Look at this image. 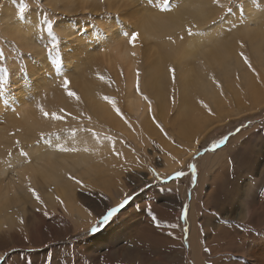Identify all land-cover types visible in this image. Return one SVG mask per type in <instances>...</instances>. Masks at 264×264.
I'll use <instances>...</instances> for the list:
<instances>
[{
    "label": "rangeland",
    "instance_id": "1",
    "mask_svg": "<svg viewBox=\"0 0 264 264\" xmlns=\"http://www.w3.org/2000/svg\"><path fill=\"white\" fill-rule=\"evenodd\" d=\"M220 4L222 6H217L215 0H0V97H9L13 71L18 70L20 74L18 93L30 87L19 101L9 97L11 101L0 113V137L7 133L5 130L13 119L22 115L23 107L47 122L50 111L54 110L52 106L56 107L52 101L57 94L66 93L73 101L72 110L55 108L63 114L64 123L32 138L31 147L23 148L18 141L3 143L0 140V164H7L12 159L20 165L36 164L38 153L67 151L79 140L108 145L105 153L90 161L93 172L79 168L64 176L76 188L73 191V194L76 192L75 202L92 219L89 224L83 222L82 215L69 210L64 195L55 196L53 202L47 200L49 193L55 195L53 187L33 188V197L27 187H19L17 192L27 203L13 200L7 211L0 212V218L10 216L14 220L5 223L0 232V255L6 252L0 264H249L248 256L255 250L256 241H264V98L254 102L246 82L249 69L263 68L260 74L264 73V51L262 57H258L254 43L260 41L248 36L264 33V0H220ZM165 8L169 10L165 11ZM198 10L207 11L205 21L199 19L192 24L182 19L178 22L175 34L180 38V46L184 48L193 38L207 39L204 42L213 49L220 44L216 37L221 35L223 46L229 45L233 53L226 58L227 52L223 51V63L210 66L212 70L206 77L214 80V90L223 100L216 102L215 98L208 102L211 122L200 133L194 131L192 141H188L186 138H191V132L186 133L179 121L188 108L181 104L184 95L181 76L185 67L194 68L200 64L197 55L202 49L198 47L196 55L190 50L185 54L179 51L170 67L175 69V78L169 76L171 84L160 95L150 86L149 77L166 55L164 39L142 37L141 29L145 20L172 22L185 12ZM47 20L53 22L52 35L47 33ZM108 21L110 24L115 22L118 27H109ZM18 28L29 40L26 46L18 42ZM98 28L110 35L113 31V40L123 33L131 41V35L139 33V87L129 91L123 71L115 74L107 65L106 59L114 55L117 47L99 43ZM188 28L196 34L189 36ZM88 29L96 31L93 36L86 37ZM57 39L59 46L53 47ZM89 39L94 43L88 42ZM241 53L248 58L251 68ZM11 60L17 63L10 66ZM29 77L34 82L29 83ZM98 78L100 83H97ZM67 80L71 81L70 90L78 96H69L64 87ZM89 91L93 95L88 97ZM257 92L264 93V75ZM138 93L143 103L151 108L145 117L129 116L126 112L129 94ZM97 98L106 101L107 106L102 105L104 108L111 109L116 105L123 110V124L133 134L132 138L120 136L118 124L106 120L108 117H101L97 103L93 107L98 112L94 114L90 102ZM239 127L242 131L237 134L235 129ZM225 135L231 136L226 146L215 153L207 151L212 143ZM56 137L61 139L55 144H44L46 138L53 140ZM22 139L18 137L17 140ZM193 145L196 146L194 149ZM12 146L15 147L12 149ZM26 148L37 153L23 159L30 154H25ZM220 152L224 164L205 174L199 188L201 161L208 154ZM168 156L182 166V160L189 159L177 170L185 172L179 181L171 179L175 173L169 174L165 170L163 161ZM191 163L198 169L195 185L190 174ZM247 166L249 173L254 172L252 175H246ZM151 169L160 174L159 179L153 176ZM231 175L246 176L242 192L252 218L247 216L243 220L245 203L242 200L236 213L216 209L221 204L216 199L217 193L234 186ZM11 178L12 172H8L5 181L8 183ZM175 181H178L177 187L170 185ZM111 188H118L120 198L125 193L132 196L120 211L131 212L132 226L125 218L120 221L119 212L99 232L86 234L107 203L108 207L119 203L112 202L114 192H108ZM198 189L200 193H197ZM36 193L42 197L44 206L38 203ZM210 194L215 196L213 201L207 199ZM59 199L64 203H59ZM130 205H134L132 211ZM192 206L198 211L195 221L189 220ZM43 207L49 216L37 211ZM185 208L186 222L182 215ZM87 210L93 215L89 216ZM153 215L160 227L151 220ZM172 224L176 227H170ZM222 224L229 226L226 228L230 236L244 237L245 242L247 239L252 242L247 246L245 242L235 240L230 250H224L221 241L224 235L216 232ZM205 247L208 252L204 251Z\"/></svg>",
    "mask_w": 264,
    "mask_h": 264
},
{
    "label": "bare ground",
    "instance_id": "2",
    "mask_svg": "<svg viewBox=\"0 0 264 264\" xmlns=\"http://www.w3.org/2000/svg\"><path fill=\"white\" fill-rule=\"evenodd\" d=\"M189 12H185L181 14L176 19V21H172V22L145 20L142 24L141 30H142V37L147 36L149 38H152L154 36L157 38L164 39V47L166 48L165 49L166 55L164 57V60L161 62L160 67L156 68L149 77L150 86L153 88L155 92H157L160 95L162 94L161 92L164 91L166 88H168L171 84V80L169 79V76L172 75V73L170 72V67L172 64L171 62H173L174 57L178 55L179 51H181L182 54H185L188 50H190L191 54L196 55L198 53V47L202 49L201 53L197 55L198 58L200 59V64L195 66L194 68L185 67L181 76V82L184 93L183 101L181 104L183 106L185 105L188 106V108L183 112L182 118L181 119L179 118V121L181 122V126L186 133L191 132V138L190 139L186 137L185 138L188 141H192L193 139L192 133L197 130H199L200 133V131L206 128L207 125L211 122L209 115L211 110L209 108L208 102L214 100L215 98H216V102H221L223 100V97L222 96L220 97V93L214 90V87L212 85V83H214V80L206 77V75H208L212 70L210 69V66L221 65L223 63V57H224L223 51L227 52L225 54L226 58H229L232 55L233 51L230 49L229 45L225 47L223 46L221 35H218L219 37H216L217 41H220L219 42L220 44L216 45L213 49H209L208 42H204V40L207 39H195V38H193V40H191L190 42H187L188 45L182 48L180 46V38L175 34V30L177 29L178 22H181V20L183 19L188 23L195 24L199 19L205 21L207 16V11L198 10V11H189ZM108 22H109V27L110 25L112 28L117 26L115 22H112L111 24L110 21ZM103 30H101L100 28L96 30L98 34H100V36H98L99 38L98 42L103 43L104 45H110V46L114 45L117 47V49L113 51L114 55L106 59L108 63L107 65L112 68V72L115 74H121V72L123 71L124 79L126 80V86L129 89V91H132L133 89L138 87V84L140 85L141 83L138 73V59L141 55L140 43L137 40L136 46L133 47L129 39V36H126V34L123 35V33L119 36V38H114L113 40L112 37L113 31H112V35H110L108 33H105V31ZM96 31L92 32V29H88L86 32L87 33L86 37L93 36L92 34ZM16 35L18 38V42L26 46L29 40L25 36V33L20 30V28L16 30ZM255 35H256L255 33H252L251 36H248V38L252 39V37H255L254 39H259L260 42H255L254 46L257 56L262 57L264 51V43H263L264 33H260L256 36ZM83 37H85V35ZM90 41L91 40L89 39L88 42ZM143 42H145V40H143ZM14 63H17L16 60H11L10 66H13ZM41 63L42 66H44V63L43 62ZM261 70L249 69L250 76L248 77V80L246 82L248 88L252 91L253 95L251 97L254 102H260L264 98V93L257 92V89L260 86V79L264 75V73L260 74ZM1 78L2 76L0 74V86H1ZM19 78H20V74L18 70L16 73L14 71L13 73H11L10 79H11L12 88H10L8 92V96L16 101H19L24 93L26 92L28 93V89L30 88L27 87L23 92L18 93L20 89V83H18L17 81L19 80ZM28 79H29L28 80L29 83L34 82L33 80L31 81L30 77ZM100 82L101 79L98 78L97 83ZM1 93L2 90L0 88V95ZM90 95H93L92 91H89L88 97ZM129 96L130 98L126 102L127 114L133 117L136 116L145 117L148 114V112L151 110V108L149 105H147V103L146 104L143 103L141 94L138 93L137 95L134 96L129 94ZM9 97H4V98L0 97V113L5 110L7 102L11 101ZM52 102L56 104V107L72 110L73 101L68 97L66 93L62 94V96H59V94H57ZM95 103L99 105V112L101 114V117L104 118L108 117L106 120L118 124L119 129L121 131L120 136H122L123 138L129 137V139L132 138L133 134H131L129 130L126 128L127 126L123 124V122L125 121V118L123 116L124 113H122L123 110L121 111L116 105L112 106L111 109L104 108L102 105L107 106V103L104 99L97 98L96 101H93L92 99L90 105L93 107ZM56 107L52 106L54 110L50 111L47 122L40 120L35 113L29 111L26 107H23V110H21L22 115L18 116L16 120L13 119L11 125L8 126V128L5 130L7 133H3L1 135L0 137L1 142L9 143L10 141H12V143H14L15 141H18L20 142L19 146H22L23 148L25 146L31 147L30 143L32 138L41 136L46 131L55 130L64 123V121L62 120L64 118L63 114L61 113L60 110H55ZM93 112L96 115L98 111L96 110V108L93 107ZM58 116H62L63 118L58 119L57 118ZM204 119L206 121L202 123ZM18 137H21L23 139L19 141L17 140ZM25 137L28 138L24 139ZM60 139L61 138L59 137H56L53 140L46 138L44 140V144L50 146L55 144ZM14 147L15 146H12V149ZM195 147L196 146L193 145L192 149H194ZM9 148H11V146ZM107 149H108V145L103 142L79 140L78 142H75V144H73L72 146H69L67 151L54 152V150H50L49 154L38 153V161L36 164L20 165L19 163H16L14 159L8 160L7 164L4 163L3 165L0 164V200H1L0 212L7 211L11 207L13 200H16L17 203H27L25 198L19 196L17 192V189L19 187H27L28 190L32 193V197L34 195V193L32 192L33 188L40 190V188L43 189L46 187L50 189L51 187H53L54 189L52 192L55 193V195L49 193L46 196L47 200L49 202H53L55 196L60 197L64 195L65 198H67V207L69 208V210L72 213L74 212L79 215H82L84 217L83 222L89 224V221H91L92 219L88 218V216L84 213V211L78 208V206L76 205L75 202L76 192H74L73 194V191L76 188L74 189L73 186L64 178V176L70 173L71 171L79 168H83L85 170L88 169L90 173L93 172L94 170L92 166L93 163L90 165V161L92 160L94 161V159L97 158L99 155L105 153ZM24 152L26 155L28 153L30 154H28L26 157H23V159L30 158L31 156H34L37 153L36 150L29 151L28 149ZM220 155L221 152L213 155L208 154L206 157H204L203 160L201 159L202 161L200 165L202 168V172H201L202 174L199 181V188L202 187L205 174H210L215 166L219 164L222 165V163L224 164V158L219 157ZM188 160H189L188 158L182 160L183 166L186 165L185 163ZM163 162H165L166 165L165 170L169 174L170 173L174 174L177 172L178 169L183 167L182 165H177L176 163L177 161H175L171 156H168V158L164 159ZM246 171H248V166ZM8 172H12V178L7 183L5 181V177L8 174ZM249 172L251 171H248V173L246 172L247 173L246 175H252L254 173L253 171H252L253 173H249ZM231 180L234 183L233 184L234 186H232V188H230L226 192L220 191L219 193H217L216 199H218L217 201L218 202L220 201L221 204L220 207L216 209H219L220 212H225L228 210L230 212L236 213L238 209L240 210V208L238 207L241 205L240 201L242 200L245 203L243 209L244 211L243 220H245L247 216L252 218L248 212V208H247L248 202L246 203V200L244 199L245 193L242 192V185L246 180V176L231 175ZM178 181L172 182L170 185L173 184L174 187H177L178 185L176 184V182ZM225 183H227V181ZM28 184L30 186H28ZM200 192H201L200 189H198L197 193ZM210 195L207 197V199L210 198L213 201V199H215V196L212 195L210 196ZM121 199H123V197L115 201L114 203H118ZM106 208H108V205H106L105 208L103 207V211H105ZM197 212L198 211L194 210V207L192 206L191 216H189L190 221L192 220L195 221V215H197ZM129 213L131 212L130 211L120 212L119 213L120 221L122 218H125V221H127V223L130 224L133 221V219L130 218L131 216L129 217ZM119 215L116 218H118ZM125 221L123 222L124 225H125ZM8 222L13 223L14 220L11 219L10 216L0 218V232L3 230L2 228L4 227V224ZM119 224H121V222ZM225 225L222 224L216 230V232L220 231L221 234L224 235V237L222 238L220 237L221 241L223 242L224 250H230L231 246L233 245L232 243H234L235 240L242 243L245 242L244 237L236 236L234 238L230 236L231 233L228 234L227 233L228 229L226 228V227L229 228V226L227 225L225 226ZM130 226L132 225L130 224ZM250 241L251 240L249 239L246 240L245 243L247 246ZM249 246H251V244ZM255 246H256L255 250L249 254L250 257L248 256L249 264H264L263 239L256 241Z\"/></svg>",
    "mask_w": 264,
    "mask_h": 264
},
{
    "label": "snow or ice",
    "instance_id": "3",
    "mask_svg": "<svg viewBox=\"0 0 264 264\" xmlns=\"http://www.w3.org/2000/svg\"><path fill=\"white\" fill-rule=\"evenodd\" d=\"M215 3L219 7L222 6L220 4V0H215ZM164 10L167 11L169 9L165 8ZM21 14H23V13H21ZM46 25H47V33L49 35H52V33H53V22L51 20H47L46 21ZM186 31L188 32L189 36H193V35L196 34V33H194L192 31L191 28H188ZM138 38H139V33H134V34L131 35V43H132L133 47L136 46V41H137ZM181 39H183V38L181 37ZM58 46H59V41L57 39L55 41V43L53 44V47H58ZM241 47H243V45H241ZM240 55L244 59L245 63L248 64L249 68H251L252 66H251V63L248 60V58L246 56H244L243 53H241ZM170 72L172 73L173 79H174L175 78V69L174 68L170 69ZM70 84H71V81L67 80L65 82V85H64V87L66 88L69 96H78V94L75 91L70 90ZM138 87H139V84H138ZM121 115H122V113H121ZM57 118L58 119H62L63 117L62 116H58ZM241 131H242L241 127L235 129V133H237V134H239ZM230 138H231L230 135L223 136L217 142L212 143L210 149H207V151H211V152L215 153L217 150H219L222 147L226 146L228 144V141L230 140ZM197 143H199V141H197ZM197 155H198V153H197ZM189 168H190V174H191V177H192L193 185H195V183L198 181L197 165L195 163H191L189 165ZM151 172H152L153 176H155L157 179L160 178V174L155 169H151ZM184 176H185V172L184 171H177L175 173V175L173 177H171V179L172 180H179V179H181ZM77 182L80 183L81 185L83 184L82 181H77ZM33 191L35 192V190H33ZM35 198L37 199L38 203L41 204V206L45 205L44 202H43L42 197L39 196V193L35 194ZM131 199H132V196H130L129 194L125 193L124 196H123V199H121L117 205L110 206V207L106 208V210L98 218H96L94 220L93 225L85 233L86 234H95L96 232H99L102 229V227L107 225L121 211V209H123L130 202ZM58 202L61 203V204L64 203V201L62 199H59ZM65 210H67V209H65ZM37 211H39V212L43 211V215L44 216H49V212L47 211L46 207L38 208ZM87 212H88L89 216L93 215V212L91 210H87ZM182 215H183V217L185 219V222H186L187 221V208H185L183 210ZM151 220L153 221V223L155 224L156 227H160V222L158 221V219H157V217L155 215H153L151 217ZM20 223L21 224L23 223V219L22 218L20 220ZM170 227L175 228L176 225L172 224V225H170ZM239 227L246 228L245 225H239ZM185 231H187V229H185ZM204 251L208 252L209 249L207 247H205ZM5 254H6V252L4 254L0 255V260H2L4 258Z\"/></svg>",
    "mask_w": 264,
    "mask_h": 264
},
{
    "label": "crops",
    "instance_id": "4",
    "mask_svg": "<svg viewBox=\"0 0 264 264\" xmlns=\"http://www.w3.org/2000/svg\"><path fill=\"white\" fill-rule=\"evenodd\" d=\"M108 192H114V194H113V200H112V202H115V199H117V200H119L120 199V194H119V191H118V188L117 189H113V188H111V191H108ZM122 198V197H121ZM78 207H79V205L78 204H76ZM107 205H109L108 203H107ZM132 208H134V205H130ZM129 208V207H128ZM132 208L130 209L129 208V210H131L132 211Z\"/></svg>",
    "mask_w": 264,
    "mask_h": 264
}]
</instances>
